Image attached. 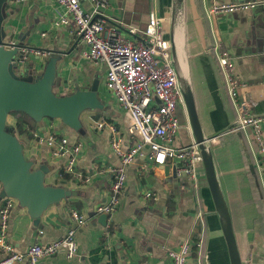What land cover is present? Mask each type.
I'll return each mask as SVG.
<instances>
[{
	"label": "crops",
	"instance_id": "1",
	"mask_svg": "<svg viewBox=\"0 0 264 264\" xmlns=\"http://www.w3.org/2000/svg\"><path fill=\"white\" fill-rule=\"evenodd\" d=\"M81 1L88 10L92 8L88 0ZM239 1L244 0H186L187 49L194 89L196 86L198 90L196 102L202 126L212 137L215 164L233 224L240 227L236 231L234 226L241 256L250 264H264V231L260 229L264 226V176L257 164L259 159L263 160L264 152L258 151L257 144V150H253L244 133L242 136L238 132L225 133L235 122L237 111L213 52L216 41L230 50L235 56L238 77L245 83L242 95L253 103L256 112L263 111L264 7L222 13L210 11L213 4ZM172 6L173 0H109L106 27H118L124 35L137 37L145 29L149 14L155 11L164 19L165 35L171 40ZM8 9L12 14L6 28L11 41L26 37V44L37 49H68L76 43L74 52L59 63V83L55 91L69 93L88 87L97 79L105 103L102 110L87 109L81 114L85 133L74 131L59 118H45L34 130L42 135L54 132L83 140L84 150L76 170L89 175V181L69 172L66 160L53 156L46 144H40L34 137H23L27 157L49 166L46 181L66 186L76 194L51 205L37 221L30 217L27 208L17 203L10 226V238L15 245L25 250L34 242L45 243L62 237L72 224L69 208L75 206L70 205L74 202L89 215L87 224L77 231V254L69 258L65 252H60L42 259L40 264H173L167 251L178 249L186 239L192 242L187 264H203L201 258L205 259V264H218L216 246L219 241L224 247L220 252L225 256L223 264H230L205 172L201 174L198 188H193L187 177L173 176L175 162L149 163L143 150L127 168L128 179L117 210L108 217L106 225L99 221L94 208L107 199L111 169L120 160L111 148L110 131L98 128L95 122L104 117L115 123L128 145L131 143L130 119L106 88V65L83 57L85 46L74 32L73 24L56 26L59 13L68 15L64 7L55 0H13ZM45 56L31 52L27 64L39 70L44 67ZM180 120L177 144H186L194 138L184 113H180ZM147 191L154 195L147 198ZM147 212L160 214L173 223L165 247L155 250L146 239ZM3 254L0 248V258Z\"/></svg>",
	"mask_w": 264,
	"mask_h": 264
},
{
	"label": "built area",
	"instance_id": "2",
	"mask_svg": "<svg viewBox=\"0 0 264 264\" xmlns=\"http://www.w3.org/2000/svg\"><path fill=\"white\" fill-rule=\"evenodd\" d=\"M55 1L68 13H59L56 26L73 24L74 32L85 46L83 57L106 65V88L130 119L128 133L131 143L128 145L115 123L104 117L95 122L98 128L110 131L111 148L120 160L111 169L108 197L95 206V214L106 213L110 217L117 210L128 179L127 168L142 154L146 143L151 145L147 153L149 163L175 162L177 175L187 177L192 187L198 188L204 171L198 145L194 140L177 144L181 129L180 113H184L186 109L177 70L172 62L171 40L165 35L164 19L153 11L149 14L145 29L137 37H128L118 27H106L109 0H88L92 4L90 10L83 6L81 0ZM259 6L264 7V0L213 4L210 11L233 12ZM42 34L47 35L45 32ZM31 52L46 55L40 49L24 47L22 56L16 62L25 64ZM213 52L237 111V118L228 132L241 131L248 137L253 150H257V144L258 151L263 154L264 110L256 112L253 103L242 95L245 83L238 77L235 56L230 50L216 41ZM33 134L40 144L50 147L53 156L66 160L69 172L90 180L89 175L76 170L79 156L84 150L83 140H73L67 135L54 132L42 135L33 131ZM257 164L264 176V158L259 159ZM153 195L152 191L145 193L147 198ZM17 203V199L12 197L0 198V248L4 251L0 264H40L42 259L60 252H65L69 258L77 254L76 235L78 229L87 224V213L71 206L69 215L72 224L62 237L45 243L37 241L21 250L10 238L11 214ZM191 252L192 242L189 239L184 240L178 249L167 251L173 264H187Z\"/></svg>",
	"mask_w": 264,
	"mask_h": 264
},
{
	"label": "water",
	"instance_id": "3",
	"mask_svg": "<svg viewBox=\"0 0 264 264\" xmlns=\"http://www.w3.org/2000/svg\"><path fill=\"white\" fill-rule=\"evenodd\" d=\"M12 1L0 0V198L17 199L19 205L27 208L30 217L37 221L51 205L61 203L76 192L66 186L46 181L49 166L46 163L38 164L37 159L27 157L23 142L12 129L7 128L10 113L25 112L37 122L45 118H59L74 131L83 133L81 114L87 109L102 110L105 103L97 79L88 87L77 88L69 93L55 91V85L59 83V63L74 52L76 43L68 49L38 48L46 52L43 68L38 70L26 62V76L12 72L11 66L22 56L23 48H34L24 43L26 37L15 41L9 38L6 25L12 14L8 9ZM186 26V0H173L172 62L177 70L187 120L202 155L203 170L220 219L230 264H244L229 204L216 168L211 147L212 137L205 133L197 109ZM12 46L14 48H11ZM24 70L25 68L22 71ZM238 134L242 136L241 131ZM150 148L151 145L146 143L143 151L148 153ZM172 169L173 176H177L176 164ZM107 220L106 213L99 215V221L103 225L107 224ZM145 223L148 228L146 239L152 243V248L156 250V247H165L173 223L166 217L152 212L145 214Z\"/></svg>",
	"mask_w": 264,
	"mask_h": 264
},
{
	"label": "trees",
	"instance_id": "4",
	"mask_svg": "<svg viewBox=\"0 0 264 264\" xmlns=\"http://www.w3.org/2000/svg\"><path fill=\"white\" fill-rule=\"evenodd\" d=\"M192 73H193V68H192ZM195 94H196V98H197V101H198L199 96H198V90H197V87L196 86H195ZM10 116H12L14 118V122L12 124L13 125L12 131L17 134V136L20 138V140L22 142L24 141L23 140V137H28V138L34 137L33 131L35 130L36 125L39 122H37L35 119H33L31 116H29L25 112H21V111H12L10 113ZM225 133L226 134L227 133H234V134H236V132H228V129L225 130ZM205 182H206V180H205ZM70 205H75V206H77V208L80 209V204H75L74 202H71ZM170 206H172V205L169 202V207ZM234 226H235L236 231L240 229V227L237 224H234ZM260 229L264 231V226L261 225L260 226ZM196 241H197V239H196ZM205 243H206V240H205ZM194 250H195V253H197L198 246L195 245L194 246ZM204 250H206V245H205ZM216 250L218 252V255H217V263L218 264H223V258H225V256L223 257L221 255V253H220V252H223L224 251V247H223V244L221 243V241H219L218 245L216 246ZM226 259H227V257H226ZM244 264H250V263H249V261L245 260L244 261Z\"/></svg>",
	"mask_w": 264,
	"mask_h": 264
},
{
	"label": "rangeland",
	"instance_id": "5",
	"mask_svg": "<svg viewBox=\"0 0 264 264\" xmlns=\"http://www.w3.org/2000/svg\"><path fill=\"white\" fill-rule=\"evenodd\" d=\"M5 14L8 15V12H7L6 10H5ZM24 43H25V44L28 43V40H25ZM28 61H29V60H28ZM22 67H23V68H22ZM26 67H28V66L16 62V63H14V64L11 66V70H12V72L15 73L16 75H19V76H20V75H24V76H26L27 73H28ZM24 68H25V70L22 71ZM184 114L186 115V112H184ZM13 122H14V118H13L12 116H9V118H8V125H7V128H8L9 130L12 129V127H13L12 123H13ZM82 132L85 133V128H83ZM23 143H24V146H25V142H24V141H23ZM244 253H245V252H244ZM201 259H202V261H203V264H205V263H206V262H205V259H204V260H203V258H201ZM202 261H201V262H202Z\"/></svg>",
	"mask_w": 264,
	"mask_h": 264
}]
</instances>
